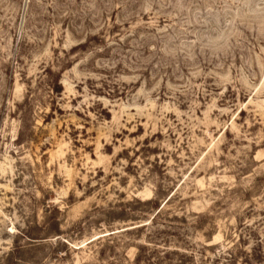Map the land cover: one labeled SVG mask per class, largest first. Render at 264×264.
Wrapping results in <instances>:
<instances>
[{
    "label": "rangeland",
    "instance_id": "obj_1",
    "mask_svg": "<svg viewBox=\"0 0 264 264\" xmlns=\"http://www.w3.org/2000/svg\"><path fill=\"white\" fill-rule=\"evenodd\" d=\"M140 249L264 264V0H0V264Z\"/></svg>",
    "mask_w": 264,
    "mask_h": 264
},
{
    "label": "trees",
    "instance_id": "obj_2",
    "mask_svg": "<svg viewBox=\"0 0 264 264\" xmlns=\"http://www.w3.org/2000/svg\"><path fill=\"white\" fill-rule=\"evenodd\" d=\"M149 258L148 257H145L143 254H142V249L139 250V254L137 255V258H136V262L135 264H142V263H146V264H150L149 263ZM178 264H182L181 263H178Z\"/></svg>",
    "mask_w": 264,
    "mask_h": 264
}]
</instances>
